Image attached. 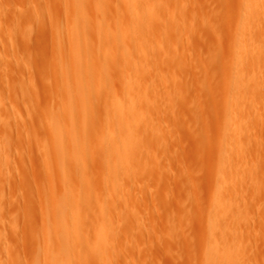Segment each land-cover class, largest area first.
<instances>
[{
	"label": "rangeland",
	"instance_id": "rangeland-1",
	"mask_svg": "<svg viewBox=\"0 0 264 264\" xmlns=\"http://www.w3.org/2000/svg\"><path fill=\"white\" fill-rule=\"evenodd\" d=\"M116 1L106 0L101 19L117 30L124 7ZM247 1L147 0L152 17L143 25L152 27L144 34L127 26L128 14L121 16L125 45L137 35V48H114L121 39L112 35L84 52L94 71L87 85L100 80L95 94L79 101L90 122L87 154L70 173L80 192L88 175L94 199L83 211L81 242L66 249L72 264H205L210 253L228 251L231 264H264V6L260 19L244 27ZM67 6L65 0H0V264H50L58 248L48 190L58 195L62 179L54 166L46 175L41 157L52 149L46 119L60 101L53 58L69 51ZM90 11L88 2L93 21ZM58 22L64 28L59 50L52 30ZM106 53L112 69L104 67ZM235 78L247 85L238 101ZM128 100L138 108V138L123 165L122 188L113 191L106 150L121 132L106 134L104 123L112 103ZM133 122L126 115L127 128ZM219 184L227 193L215 204ZM213 220L221 225L215 235ZM106 247L100 262L97 253Z\"/></svg>",
	"mask_w": 264,
	"mask_h": 264
},
{
	"label": "bare ground",
	"instance_id": "bare-ground-1",
	"mask_svg": "<svg viewBox=\"0 0 264 264\" xmlns=\"http://www.w3.org/2000/svg\"><path fill=\"white\" fill-rule=\"evenodd\" d=\"M65 1L66 3L68 2L70 4L69 7L67 6V10H66L67 29H65L66 31L65 36H67L68 39L67 41H69V44H67L69 46L67 48L69 49V51L67 50L68 51L67 54H64V52L58 53L54 55L53 58V61L59 64L60 67L58 77L56 78L58 82H61V85L58 90L59 91L58 93L60 95V96L58 95L60 101L57 109L51 110L46 119L50 131L49 137H51L50 146L52 149L51 151H49V148L44 146L46 154L44 153L45 155L41 157L42 163L44 158L47 163V164L44 163L42 166L45 167L46 164L45 168H48L46 169V171H48L46 175H48L49 172L52 171V166H54L59 174V177L62 179V182L60 184V193L58 195H56L53 188H50V190H48L50 191V197H48V199L50 198L49 203L51 204V207L54 209L53 211L50 209L52 212L50 216L51 218L50 220L53 224L55 239L57 241V242L55 241L56 242L55 244L58 243V248H55L56 251L54 252V255L51 254V257L52 256L53 257L50 260V264H72V262L70 261L71 252H67L66 249L68 248V244H70L71 246V243L79 244L81 242V238H82L81 225H82V221L85 220V215L83 214V211L89 208L90 205H92L93 196L91 195L92 191L91 188L89 187L90 184L88 183L89 180L88 175L86 174L84 177L83 190L80 192L76 188L74 173H70L73 169H76V167H78L80 163L84 162L85 156L87 154V150L85 149L86 135L84 131L86 128L87 129L88 127L90 128V122L86 118L85 107L81 106L82 104H79V101L85 100V95L87 94L90 95L95 94L96 91L94 85L96 81L100 80L99 78H95V79L93 78L95 80V83H93L92 86H89V84L87 85V80H88L87 77L90 75L93 77L94 71H93L92 57L84 58L83 54L84 52L87 51V49L92 47L91 45L96 39L104 40L107 39V37L110 38L112 35H117L121 39V44L119 43L116 44L114 48H118L123 52H131L132 48L134 47L137 48L138 45L137 35L135 36L133 35L132 37V44H133L132 46L125 45L126 44L124 37L125 28L123 27L121 21V16L123 14H128V16H130L129 21L127 22V26H132L135 29L133 30V32H137L138 34L142 35L147 31V29H151L152 27V25L150 24L147 25V27H144L145 25H143V20L145 16L152 17L147 0H117L116 6L118 8H120L121 6L124 7V9L121 10V13L120 10L117 12L115 18L116 21L114 25L115 27L118 28L117 30L105 26L102 23L101 16L104 15L105 9L107 7L106 0H65ZM88 2L90 4V9H91L90 13L94 14L96 17L95 20L93 19V21L90 19L88 13L86 12V4ZM263 6H264V1L262 2H257V0L247 1V5L244 9V18H245L244 27L247 26L249 22L260 19ZM62 27L61 24L58 22V24L54 26V29H52L54 33V46L56 48L63 46L64 36L62 29L64 28ZM250 41H251L250 42L251 47L254 48L257 46L256 41L254 39L251 38ZM242 45L243 43L241 44V46ZM131 55L132 54L130 53L125 55L127 57V61L130 64L131 62H133L131 59L133 57ZM103 58L105 60L104 67H106V69H109V67L110 69H112V67L110 66V54L107 53L104 54ZM239 79L240 78H235V84L233 88V96L236 98L237 101L241 91L247 89V85L238 82ZM127 85L133 86L135 85V83L128 81ZM249 88L251 87L249 86ZM55 89L56 88H54V91ZM102 91L103 88L97 90L98 94H101ZM108 94L112 97L115 96L111 91H109ZM80 103H82V101ZM135 104L136 103L133 100H128L127 104L112 103L105 118L104 124L106 126L104 127V130H106V134L110 135L114 130H116L117 132H121V139L119 143L115 145H109L106 150L107 151L106 155L109 160V163L106 164L105 170L110 171L107 186L109 187L110 190L113 191H119L122 188V181H123L122 179L124 177L123 173L125 172L123 165L133 155H135L134 151L136 149L134 150L133 148L136 145L130 147V145L132 146V144H134L137 141L136 139L138 138L137 137L138 134L136 133V131L138 124H140L138 111H137L138 108H136L137 106ZM126 115H129L131 116V118H134V122L130 128H127V126L125 125ZM44 126L46 127L45 123ZM5 127L9 129L8 125H5ZM39 145L42 144L40 143ZM41 147L43 146H40V148ZM136 148L138 149V147ZM41 154H43V150ZM56 177H58L57 174ZM58 183L60 182L58 181ZM225 193H227V189L224 187V184H219L216 189V193H215L216 199L214 203L218 204L219 197L224 195ZM112 200L111 198H108V202L111 203ZM108 220L109 221L106 223L107 226H109L111 230H114L113 228L115 224L114 220L111 218ZM211 224L212 226H210L209 232L212 235H215L221 230V225L216 220H213ZM46 244L47 243H45V245ZM46 247H44V249H46ZM108 250L109 247H106L105 250L102 249L101 253H97L96 259L98 258V261L100 260V262L102 259L105 261V256L108 255ZM44 252L46 254V251ZM220 255L221 254H218L217 252L210 253V255L205 261V264H231L230 263L231 253L229 251L227 252V255H224L222 257H220ZM224 257H226V259Z\"/></svg>",
	"mask_w": 264,
	"mask_h": 264
}]
</instances>
